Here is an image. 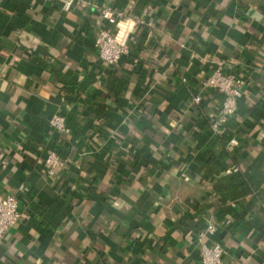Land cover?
<instances>
[{"label": "crops", "instance_id": "1", "mask_svg": "<svg viewBox=\"0 0 264 264\" xmlns=\"http://www.w3.org/2000/svg\"><path fill=\"white\" fill-rule=\"evenodd\" d=\"M89 1L145 21L123 22L115 65L96 57L94 12L0 0V195L22 215L0 264H200L209 221L225 261L264 264V0ZM219 66L246 83L214 134L221 97L201 82ZM54 113L69 135L48 126ZM52 151L67 165L48 175ZM253 161L259 188L221 202L213 183Z\"/></svg>", "mask_w": 264, "mask_h": 264}, {"label": "built area", "instance_id": "2", "mask_svg": "<svg viewBox=\"0 0 264 264\" xmlns=\"http://www.w3.org/2000/svg\"><path fill=\"white\" fill-rule=\"evenodd\" d=\"M61 6L69 10L77 8L82 12H94V23L96 26V36L94 48L96 57L107 66L115 65L129 52L128 38L129 31L123 28V22L132 19L125 11L112 6H101L89 0H56ZM136 25L145 24L144 19L133 18ZM148 24V23H147ZM185 79H183L184 81ZM245 79L242 75L232 71H224L221 66L213 69L201 82L203 91L218 93L221 97L220 103L213 111L209 112V128L214 134H220L229 119L237 112L239 99L243 95ZM195 105L202 102L201 92H197L191 98ZM48 126L57 133V136H67L70 128L66 122V117L61 113H54L48 118ZM238 140L232 138L228 141V146L237 145ZM48 175L55 174L56 171L66 168L67 159L60 157L52 151L45 157ZM233 170H235L233 168ZM24 187L20 186L19 190ZM19 201L15 194L4 193L0 195V242L6 236L8 230L21 219ZM216 231V224L207 222L206 227L198 233L197 241L200 251V264H230L224 260V248L219 241L208 240V235Z\"/></svg>", "mask_w": 264, "mask_h": 264}, {"label": "trees", "instance_id": "3", "mask_svg": "<svg viewBox=\"0 0 264 264\" xmlns=\"http://www.w3.org/2000/svg\"><path fill=\"white\" fill-rule=\"evenodd\" d=\"M258 168L259 164L253 161L247 167H242L234 173L220 177L213 183L212 192L220 197L221 202L238 200L254 193L262 184ZM53 207L57 209V217H62L71 210V205L62 199L56 200ZM199 211L200 214H206L203 212V208ZM50 212H52L51 209Z\"/></svg>", "mask_w": 264, "mask_h": 264}]
</instances>
